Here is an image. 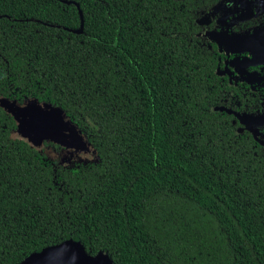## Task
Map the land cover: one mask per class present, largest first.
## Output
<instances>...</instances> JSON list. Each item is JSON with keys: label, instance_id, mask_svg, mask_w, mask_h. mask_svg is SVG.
Listing matches in <instances>:
<instances>
[{"label": "trees", "instance_id": "1", "mask_svg": "<svg viewBox=\"0 0 264 264\" xmlns=\"http://www.w3.org/2000/svg\"><path fill=\"white\" fill-rule=\"evenodd\" d=\"M195 10L0 0V96L61 107L96 150L51 158L0 106V264L67 238L113 264H264V157L220 111Z\"/></svg>", "mask_w": 264, "mask_h": 264}, {"label": "flooded vegetation", "instance_id": "2", "mask_svg": "<svg viewBox=\"0 0 264 264\" xmlns=\"http://www.w3.org/2000/svg\"><path fill=\"white\" fill-rule=\"evenodd\" d=\"M200 2L192 35L214 62L220 111L264 157V0Z\"/></svg>", "mask_w": 264, "mask_h": 264}, {"label": "water", "instance_id": "3", "mask_svg": "<svg viewBox=\"0 0 264 264\" xmlns=\"http://www.w3.org/2000/svg\"><path fill=\"white\" fill-rule=\"evenodd\" d=\"M79 13L81 29L83 19L80 10ZM0 106L16 121L17 129L12 131V135L24 139L39 151L47 141L62 147L63 152L67 148L76 150L86 148L88 153L82 160H92L96 156V150L88 142L85 134L61 107L35 98H25L19 103L15 99L3 96H0ZM50 150L55 151L52 146H46L44 152L51 158L55 157L48 153ZM60 159L70 161L71 158ZM17 264H113V262L106 252L100 251L90 255L80 241L67 238L60 243L35 250Z\"/></svg>", "mask_w": 264, "mask_h": 264}, {"label": "rangeland", "instance_id": "4", "mask_svg": "<svg viewBox=\"0 0 264 264\" xmlns=\"http://www.w3.org/2000/svg\"><path fill=\"white\" fill-rule=\"evenodd\" d=\"M45 142L47 143L46 146H52L51 145L52 144L51 142H47V141H45ZM46 146L43 147V148L45 149ZM54 150L55 151H53V150L52 151L51 150L48 151L49 154L55 156L53 158H65V159H69V158H72V157H76L77 156L80 159H83L86 156V154L88 153V151H87L86 148H80L78 150L72 149V148H67V149H65L64 152L62 151V147H60V150L57 149V148H54ZM54 152H56V154Z\"/></svg>", "mask_w": 264, "mask_h": 264}]
</instances>
